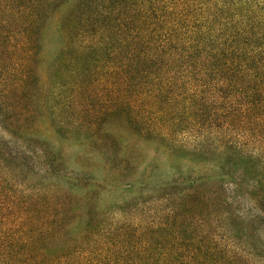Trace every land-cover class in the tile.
I'll use <instances>...</instances> for the list:
<instances>
[{
	"label": "trees",
	"instance_id": "1",
	"mask_svg": "<svg viewBox=\"0 0 264 264\" xmlns=\"http://www.w3.org/2000/svg\"><path fill=\"white\" fill-rule=\"evenodd\" d=\"M0 264H264V0H0Z\"/></svg>",
	"mask_w": 264,
	"mask_h": 264
},
{
	"label": "rangeland",
	"instance_id": "2",
	"mask_svg": "<svg viewBox=\"0 0 264 264\" xmlns=\"http://www.w3.org/2000/svg\"><path fill=\"white\" fill-rule=\"evenodd\" d=\"M65 9V8H63ZM68 10H65V14L67 13ZM59 13H57L56 15H54V17H51L48 20V24H47V28H46V32H45V36H44V45H43V61L45 65H49L52 62H54V60H57L59 55H60V46H61V41L59 38V33L57 30L58 27V20H59ZM58 16V17H56ZM72 148H70L68 151V158L67 161H72V159L74 158L73 154V150H71ZM149 159V158H148ZM147 159V160H148Z\"/></svg>",
	"mask_w": 264,
	"mask_h": 264
}]
</instances>
